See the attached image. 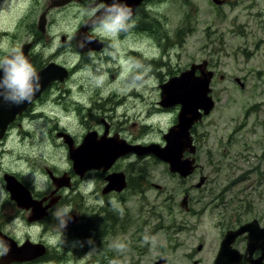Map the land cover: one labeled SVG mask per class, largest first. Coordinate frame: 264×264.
<instances>
[{
    "label": "flooded vegetation",
    "instance_id": "af4514ba",
    "mask_svg": "<svg viewBox=\"0 0 264 264\" xmlns=\"http://www.w3.org/2000/svg\"><path fill=\"white\" fill-rule=\"evenodd\" d=\"M53 1L42 4L39 9L38 16L44 13L46 17L43 31L36 23L35 30L28 33L29 38L25 36L19 42L0 44V61L10 58L13 49H19L36 69L40 80L39 90L24 103L17 105L0 96V264H46L51 247L60 253L53 262L62 258L65 261L70 254L73 260L79 249L87 251L95 245L99 248L95 259L102 262L101 255L107 256L108 253L107 247L100 246V243L109 239L116 227H122L128 198L143 192L140 187L147 171L140 162L158 160L151 153L135 151V146L164 145L163 134L173 125L167 127L160 139H144L146 123L142 115L145 102L132 103L133 95H139L134 92L137 84L147 75H153L158 81L160 100L159 85L192 63L206 60L207 69L213 71V76L216 74L206 58L191 61L181 68L171 62L172 49L177 44L176 30L175 36L164 42L163 55L158 57H146V42L139 47L126 45L122 54L116 53L112 44L123 42H112L113 39L101 33L98 24L87 32L99 42H90L91 45L78 49L73 33L91 13L104 5L103 1L95 5L96 0L68 2L77 1L87 8L89 14L77 23L71 38L62 35L61 42H45L43 36L48 33V12L56 7L51 6ZM150 1L155 3L158 0L141 1L130 20L135 22ZM182 1L187 2L193 11L192 0ZM208 1L209 10L218 19L227 18L226 11L233 5V0ZM34 27L31 20L30 29ZM146 29V23L135 22L123 35L135 33L146 37ZM190 30L188 26L186 32L190 34ZM163 39H167V34ZM260 42H264V38ZM161 46L160 41L150 38L149 48L157 50ZM44 47L52 50L51 55L44 52ZM65 47L67 53L63 52ZM70 52L77 56L75 64V60L65 58ZM173 55L176 57V53ZM99 61L106 65L97 64ZM50 63L64 67L67 74L46 79L40 72ZM157 68L161 70L156 71ZM159 100L155 102L156 111L176 110L175 123L179 105L164 107ZM66 119L77 123L78 129L69 128ZM193 130L192 127L190 134L195 144ZM87 135L93 142L104 139L122 143L115 149V159L105 164L100 159L104 151L86 149L82 156L96 157L97 161H84L87 165L83 170L75 169L72 150L80 148ZM188 155L186 151L183 157ZM251 172L255 174L253 197L242 202L240 209L233 213L225 209L218 214L211 226L216 229L215 235L211 229L204 233L190 229L184 236H181L182 231L174 232L173 236L166 233L165 246H157L156 254L146 264H264V168L255 166ZM111 174L116 175V186L122 187L105 191ZM90 196L94 197L89 204ZM115 204L119 207L116 208ZM65 208L70 210L65 212ZM60 221L64 222V228ZM143 233L139 230V235L135 236L141 239L138 244L146 243ZM177 248L182 250L178 254ZM141 249L142 246H137L135 253L138 256L132 263L125 264H140Z\"/></svg>",
    "mask_w": 264,
    "mask_h": 264
},
{
    "label": "rangeland",
    "instance_id": "374dc122",
    "mask_svg": "<svg viewBox=\"0 0 264 264\" xmlns=\"http://www.w3.org/2000/svg\"><path fill=\"white\" fill-rule=\"evenodd\" d=\"M47 2L50 0H0V44L29 38L28 33L36 28L39 9ZM192 2L193 11L182 0L148 2L135 21L146 23V37L135 33L123 35L124 31L116 36L101 33L113 39L112 42H123V45L112 44L116 53L122 54L126 45L139 47L146 42V57H158L163 55L164 42H169L176 30L177 44L171 55L175 66L181 68L202 58L210 60L216 71L210 83V95L215 104L193 127L197 168L182 179L179 174L169 172L168 164L161 160L140 162L147 171L140 187L143 192L128 198L122 227H116L109 239L100 243L107 247L108 253L101 255L102 262L95 259L99 252L95 245L87 251L79 249L73 260L70 254L65 261L62 258L57 262L52 260L59 258L60 253L51 247L46 264L132 263L138 256L135 252L139 245L143 247L140 264H146L156 254L157 246H165L166 233L173 236L174 232L182 231L181 236H184L190 229L198 233L211 229L215 235L216 229L211 227L215 217L225 209L233 213L240 209L242 202L253 197L255 174L251 171L255 166L264 168V42H260L264 38V0H233L226 19H218L209 10L208 0ZM88 14L87 8L77 1L51 8L47 18L48 33L43 40L61 42L62 35L71 38L77 23ZM31 20L35 27L30 29ZM135 22L130 20L132 26ZM188 26L190 34L186 32ZM150 38L160 41L162 46L157 50L149 48ZM43 50L51 55L52 50L47 47ZM63 50L68 52L66 47ZM65 58L75 60L73 64L77 60L73 52L65 54ZM97 64L106 65L103 61ZM236 77L243 82V88L235 82ZM135 91L139 95H133L132 103L145 102L144 139H160L167 127L174 124L176 110L156 111L159 93L158 81L153 75L140 81ZM66 123L69 128L78 129L72 120L66 119ZM200 175H205L206 179L195 188ZM185 193L187 203L181 206ZM93 197L88 198L89 204ZM139 230L144 231L145 244L137 243L140 237L135 236L139 235ZM176 251L178 254L182 250L177 248Z\"/></svg>",
    "mask_w": 264,
    "mask_h": 264
},
{
    "label": "water",
    "instance_id": "95a60500",
    "mask_svg": "<svg viewBox=\"0 0 264 264\" xmlns=\"http://www.w3.org/2000/svg\"><path fill=\"white\" fill-rule=\"evenodd\" d=\"M70 1L71 0H54L51 6L64 5ZM99 1H103L104 5H110L113 2L127 5L132 9L133 14L134 8L143 0H96L93 5ZM214 1L216 3L221 2V0ZM106 11L107 9H104L101 12L96 11L95 16L91 15L83 21L82 25L73 33V38L77 42L78 49H81L82 46H86L88 44L91 45L90 42H99L94 35L89 34L87 31L97 24L98 20L102 18V15ZM37 24L38 28L43 31L46 24V17L44 13H41L38 16ZM85 36H87V39H85ZM206 66V60H203L200 63H192L187 69L181 71L178 75L169 78L167 81L159 85V104L164 107L177 104L179 105L176 122L163 134V139L165 140L164 145L161 146L156 143H150L145 146L136 145L134 149L141 154L151 153L155 155L156 158L168 164L170 172H175L183 178L191 174L197 167V163L195 162L196 159L192 156V154H195L196 152V146L193 143L190 130L195 123L202 119L203 116L210 113L215 104L210 95V83L213 77V71L208 70ZM1 71L3 72L2 69H0V72ZM196 71H199V73L196 74ZM54 72H56V75L53 74ZM40 73L44 74L46 79H53L56 76L62 77L66 75L67 70L60 65L50 63ZM235 81L243 87V83L239 78H235ZM102 140L93 142L91 137L87 135L83 143L79 146L80 148L72 150L71 158L75 169L83 170L87 165H85V162L87 163L90 160L97 161L96 157L82 156V152L87 150L98 149L104 151V156L100 159L105 164L108 161L110 163L115 159V152L117 153L116 150L120 148V144L122 143L114 140ZM109 141L111 142L109 143ZM186 151L189 152L190 155L183 157V154ZM88 167L95 166L88 165ZM115 176L116 175L111 174V176L108 177V184L104 187L105 191L110 189H120L122 187V185L116 186L115 183L118 182H116L114 178ZM205 179L206 176L201 175L194 186L197 188L200 187L204 183ZM186 203L187 194L183 196L180 205L185 206ZM21 256L23 257V255ZM4 263L5 262H1V264Z\"/></svg>",
    "mask_w": 264,
    "mask_h": 264
},
{
    "label": "clouds",
    "instance_id": "9594fccd",
    "mask_svg": "<svg viewBox=\"0 0 264 264\" xmlns=\"http://www.w3.org/2000/svg\"><path fill=\"white\" fill-rule=\"evenodd\" d=\"M104 9L107 11L97 22L103 33L116 36L132 26L130 23L132 9L127 5L113 2L95 11L101 12ZM95 11L91 13L92 16H95ZM0 69L3 70V76L0 77V96L5 100L18 105L28 101L39 90L40 80L36 69L19 49H13L10 58L6 57L0 61ZM69 210L70 208L64 209L65 212ZM60 223L64 228V222L60 221ZM119 247L123 248V245Z\"/></svg>",
    "mask_w": 264,
    "mask_h": 264
}]
</instances>
